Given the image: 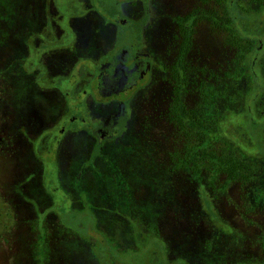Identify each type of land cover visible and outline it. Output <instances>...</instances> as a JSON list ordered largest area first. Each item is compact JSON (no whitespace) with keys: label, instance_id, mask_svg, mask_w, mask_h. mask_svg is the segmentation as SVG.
Masks as SVG:
<instances>
[{"label":"trees","instance_id":"trees-1","mask_svg":"<svg viewBox=\"0 0 264 264\" xmlns=\"http://www.w3.org/2000/svg\"><path fill=\"white\" fill-rule=\"evenodd\" d=\"M123 1L45 0V19L50 14L58 18L62 32L57 42L45 27L28 42L30 54L23 63L36 75L39 89L64 92L73 77L50 75L44 63L48 50L69 53L71 30L79 33L77 46L82 47L92 30L120 26ZM203 2L205 89L191 103L157 108L158 115L147 117L107 151L93 147L77 171L66 170L69 163L59 154L55 170H45L48 207L33 224L22 221L33 240L11 244L3 264H29L38 252L41 264H73V256L78 263H99L80 252L88 243L59 216L61 210L69 214L87 204L111 242L121 249L136 246L144 254L140 264H175V259L182 264H264V0ZM114 32L111 41L117 42L120 29ZM38 142L41 156L44 144ZM46 214L52 219L46 221ZM22 228L12 237L26 238ZM37 230L44 231V246L35 241ZM92 234L103 240L100 232Z\"/></svg>","mask_w":264,"mask_h":264},{"label":"flooded vegetation","instance_id":"flooded-vegetation-1","mask_svg":"<svg viewBox=\"0 0 264 264\" xmlns=\"http://www.w3.org/2000/svg\"><path fill=\"white\" fill-rule=\"evenodd\" d=\"M38 1L40 25L26 32L25 54L18 59L24 70L23 60L30 54L28 42L32 43L33 32L46 27V34L53 38L62 32L58 18L50 14L48 22L45 19V0ZM198 2L124 0L122 23L116 27L120 29L117 42L111 41L117 30L112 29L114 23L100 33L92 30L82 47L77 46L79 33L75 35L71 30L72 40L66 45L69 53H59L60 48L51 47L44 63L53 77L72 73L68 84L72 89L78 87L75 93L69 87L64 92L52 88L43 91L38 87L36 75L25 71L34 77L38 90L50 99L61 100L66 105L65 111L73 113L71 118L67 116L68 126H61L57 139L47 142L49 159H57L62 142L67 144L65 135L69 138L71 134L87 135L91 144H87L86 154H80L82 145L76 156L89 157L93 147L100 145L107 151L114 141L125 139L147 117L158 115L157 108L165 105L169 109L175 103L196 100L197 92L205 89L208 61L207 17L202 10L203 0L197 14ZM54 5L53 1L49 3L50 11ZM58 37L57 42L61 40ZM91 126L96 130L89 131ZM47 137L46 133L41 136L43 144Z\"/></svg>","mask_w":264,"mask_h":264},{"label":"rangeland","instance_id":"rangeland-1","mask_svg":"<svg viewBox=\"0 0 264 264\" xmlns=\"http://www.w3.org/2000/svg\"><path fill=\"white\" fill-rule=\"evenodd\" d=\"M40 16L38 0H0V264L9 257L11 244L33 240L29 236L31 229L28 224L38 219L36 214L47 208L51 199L44 186L45 170H55L58 161L49 160L47 142L55 141L61 126H68L67 121L73 116V113L65 111L64 102L50 99L48 94L38 90L34 77L26 73L18 61L25 54L26 32L39 27ZM88 130L94 131L96 127L91 126ZM45 133L48 137L44 152L39 156L36 147ZM89 139L87 135L71 134L70 138L65 135L67 144L62 142L58 153L62 152L69 163L66 170L74 172L81 167L84 158L76 155L82 145L84 152L82 150L80 154H86L87 144H91ZM85 207L69 214L58 210L62 222L75 227L79 237L88 243L85 248L79 246L80 252H88L89 260L98 258L99 263L95 264H140L144 254L138 253L136 246L121 249L111 242L109 235L94 223L88 210L90 206L87 204ZM51 219L52 215L46 214L45 220ZM27 220L28 224L22 226V221ZM21 227L24 231L27 229V237L13 238L14 230ZM93 232L104 235L103 240L96 239ZM44 237V231L37 230L35 241L38 246L47 243ZM40 256L38 252L29 264H41ZM73 261V264H83L78 263L74 256ZM181 262L180 259L174 260L175 264Z\"/></svg>","mask_w":264,"mask_h":264}]
</instances>
